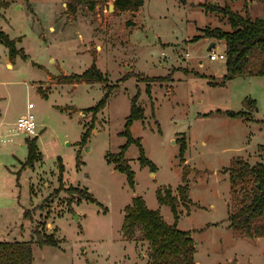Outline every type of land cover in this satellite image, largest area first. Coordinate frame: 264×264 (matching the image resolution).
Masks as SVG:
<instances>
[{
  "label": "rangeland",
  "instance_id": "374dc122",
  "mask_svg": "<svg viewBox=\"0 0 264 264\" xmlns=\"http://www.w3.org/2000/svg\"><path fill=\"white\" fill-rule=\"evenodd\" d=\"M72 1L2 0L0 28L19 54L10 57L0 42V241H32L33 264H151L141 233L123 234L125 208L142 197L173 224L157 192L171 188L179 197V185H186L190 201L180 199L177 226L191 232L198 264H264V238L239 237L230 227L239 199L227 172L238 157L264 164V75L213 85L227 75L226 60L210 58L224 42L202 35L209 27L233 29L220 8L256 20L264 17V2L143 0L138 10L120 11L115 0L94 9L83 1L74 16ZM93 64L103 81H69ZM107 93L96 113L91 108ZM247 98L257 107L232 115L247 109ZM29 102L38 134L17 135L12 127ZM134 102L144 115L131 124V135L157 169L152 175L141 165L131 142V187L109 158L127 145ZM34 137L39 158L23 169L27 139ZM70 187L88 190L96 201ZM35 229L58 244L41 247Z\"/></svg>",
  "mask_w": 264,
  "mask_h": 264
},
{
  "label": "trees",
  "instance_id": "16d2710c",
  "mask_svg": "<svg viewBox=\"0 0 264 264\" xmlns=\"http://www.w3.org/2000/svg\"><path fill=\"white\" fill-rule=\"evenodd\" d=\"M94 9L98 2L103 0H75L68 5L72 14L78 11V5L82 2ZM264 2V0H262ZM6 4L0 0V10ZM143 4V0H115L114 7L117 10H138ZM216 9V7H215ZM220 11L229 17L232 23L231 31H224L221 28H207L203 30L202 35L206 38H214L224 42V52L226 58V72L222 83L211 81L213 85H225L227 80L244 77V76H261L264 75V19L252 20L248 16H240L235 13L229 6L220 8ZM1 12V11H0ZM200 36H197V39ZM0 42L6 44L10 49V57L19 54L15 41L0 28ZM26 57L25 54L22 55ZM64 77H70L64 75ZM69 81L92 83L103 81L105 79L102 72L93 64L91 68L82 74H74ZM69 79V78H68ZM109 96L107 93L105 99L97 106L91 109L98 113L103 107V103ZM138 96H135V100ZM247 109L232 115H242L250 113L251 109L257 107L255 100L247 98L244 101ZM132 112L127 120V130L124 133L128 136L127 145L122 147L118 154H113L109 158L110 162L115 163V167L120 172L128 176L131 187L135 186L136 176L132 170L129 159H126L127 147L131 142H135L140 149V161L142 166H149L151 172H156V165L145 154L139 139H134L131 135L132 123L135 120L143 119L144 109L139 107L136 102L132 105ZM89 132L85 133L83 143L87 140ZM29 147L28 158L23 169L32 166L39 158L37 138L27 139ZM186 149V144L181 147V154ZM185 160L183 157H181ZM61 170L64 165L61 164ZM230 173V184L232 193L238 197L234 209L231 210L228 221L231 229L236 236L245 238H264V164L257 163L251 165L243 158L238 157L232 160L230 167L227 169ZM63 189V188H62ZM69 189V188H68ZM186 185H179L176 196L171 188L158 190V201L161 205L165 204L172 209L175 222L169 224L160 210H154L147 206L142 197H135L131 204L126 206V214L123 222V234L127 239L137 237L141 233L143 242L149 244V260L151 264H198L195 259L196 243L192 238L190 231L179 229L177 226L180 217L179 201H190ZM70 190L76 191L80 198L95 202L93 194L86 189L70 187ZM52 197V196H51ZM50 200V196L46 201ZM44 204L40 205L43 208ZM28 216V213H26ZM38 244L57 245L58 241L50 235L47 238L40 230L35 229ZM34 247L32 241H0V264H33Z\"/></svg>",
  "mask_w": 264,
  "mask_h": 264
},
{
  "label": "built area",
  "instance_id": "2783aa9c",
  "mask_svg": "<svg viewBox=\"0 0 264 264\" xmlns=\"http://www.w3.org/2000/svg\"><path fill=\"white\" fill-rule=\"evenodd\" d=\"M210 58L211 60H226L227 55H225V52L217 54L216 51H212ZM34 108L35 104L33 102H29L25 114L21 115L12 127L15 134H28L29 136H37L38 125L36 121V115L34 111H32Z\"/></svg>",
  "mask_w": 264,
  "mask_h": 264
},
{
  "label": "crops",
  "instance_id": "0c3cea01",
  "mask_svg": "<svg viewBox=\"0 0 264 264\" xmlns=\"http://www.w3.org/2000/svg\"><path fill=\"white\" fill-rule=\"evenodd\" d=\"M75 15H76V14H75ZM75 15H74V16H75ZM213 42H215V41H212V42L210 43V45H211ZM216 43H217V42H216ZM223 52H224V50H223ZM8 65H9V67H12V63H11V61L9 62V64H8ZM152 175H155V173H154V172H152Z\"/></svg>",
  "mask_w": 264,
  "mask_h": 264
},
{
  "label": "water",
  "instance_id": "95a60500",
  "mask_svg": "<svg viewBox=\"0 0 264 264\" xmlns=\"http://www.w3.org/2000/svg\"><path fill=\"white\" fill-rule=\"evenodd\" d=\"M212 4H214V2H212ZM113 6V5H112ZM264 19V17H262ZM214 46H216V42H213L210 47L213 48Z\"/></svg>",
  "mask_w": 264,
  "mask_h": 264
}]
</instances>
